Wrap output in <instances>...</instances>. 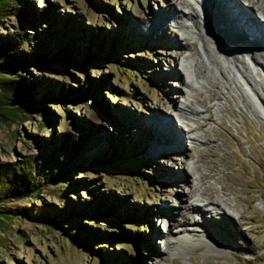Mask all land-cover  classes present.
I'll list each match as a JSON object with an SVG mask.
<instances>
[{
	"label": "rangeland",
	"instance_id": "obj_1",
	"mask_svg": "<svg viewBox=\"0 0 264 264\" xmlns=\"http://www.w3.org/2000/svg\"><path fill=\"white\" fill-rule=\"evenodd\" d=\"M22 1L27 5L23 19L16 13L0 20V40L10 42L11 56L25 64L16 76L19 83L10 79L11 88L30 89L50 123L36 111L14 121L0 120V211L8 213L0 217V264H264V72L245 57L250 52L240 50L241 56L239 49L228 46L232 60L220 66L239 79L235 60L244 57L257 94L243 81L242 95L232 83L223 94L211 87L214 96L206 100L210 113L200 116L211 118L204 129L188 134L194 138L191 143L182 135L177 106L193 125L201 119L185 104L202 106L178 71L180 67L201 91L205 79L194 73L193 65L205 63L199 58L202 43L192 20L179 12L184 7L180 0ZM190 1L200 13V29L211 34L202 0ZM216 12L213 17L221 16ZM174 20L187 26L180 29ZM70 25L77 31L70 33ZM183 35L191 37L195 50L186 47L189 41ZM76 43L78 52L72 49ZM208 44L213 48L211 40ZM84 46L91 48L89 55ZM216 75V70L208 74L211 79ZM94 79L101 80L94 99L68 91ZM8 80L0 75V88ZM63 86L67 90L62 100L49 98L50 89ZM163 99L168 105L161 104ZM172 115L176 124L171 130L181 134L180 146L166 129ZM217 132L223 136H215ZM155 136L170 147L159 145L152 151L154 142H149ZM205 150L209 157L212 151L218 154L219 181H201L193 169ZM198 164L207 170L203 162ZM48 177L55 180L43 183ZM24 186L36 196L14 190L5 196ZM204 186L212 188L218 208L199 204ZM83 202L92 210L78 218L71 210ZM189 203H196L201 214L189 212ZM172 210L177 211L174 218ZM34 211L48 217L63 213L66 225L80 226H67L71 236L77 234L71 238L51 226L42 228L31 220ZM241 216H251L255 227L230 231ZM89 228L105 231V236L93 235ZM223 230L232 238L223 237ZM182 232H190L196 244L184 252L183 245L176 250L166 245ZM207 242L216 249L208 251ZM97 248L111 251L112 258L101 256Z\"/></svg>",
	"mask_w": 264,
	"mask_h": 264
},
{
	"label": "bare ground",
	"instance_id": "obj_2",
	"mask_svg": "<svg viewBox=\"0 0 264 264\" xmlns=\"http://www.w3.org/2000/svg\"><path fill=\"white\" fill-rule=\"evenodd\" d=\"M180 2L183 4L184 7L182 8V11L180 10L179 12H181V14L188 17L187 19H190V21L192 20L191 25L198 32L199 40H201V43H202V49H201L202 51H200L199 53V58L202 60V62L204 61L205 63V65H203L201 63L196 62V64L193 65L194 73L198 76H201L202 79H205V82H203L204 84H201V87H202L201 91H199L198 88H196L195 85H193L194 82L187 81L184 78V72L182 71L180 67L178 71L179 74L181 75V78H180L181 82L184 83L188 87L190 92L195 93L196 95L195 103L202 106V109H198L197 107H195V105L191 101L185 104V107L189 113L196 115L197 117L199 116V119H201L197 121V125H193L191 122V119L186 118V112L177 106V110L179 111V115H177V117L180 119L178 120V123L180 124L181 122V124L184 125V126H181V129L183 130L181 131L182 135L189 138L192 143L194 141V138L193 136H189L188 134L194 133L198 129L199 130L204 129L206 125V121L210 120L211 118L210 114L204 118L200 117L204 113H207V114L210 113V106L206 104V100L213 98L214 96V94L210 91L211 87L216 88L221 94H223L224 91H228V92L230 91L229 89L232 83L234 84V86L240 92L241 95L245 93L243 90L244 88H242L234 72L232 73V75H230L229 72H225V70L221 68L222 66H220V62H225V61L231 62L232 60V59L229 60V57L232 51L228 50V46L230 49H232V47L235 46L237 49H239L238 52H240V50L249 51L250 56L248 58H250L253 64L257 65V67L260 68L264 72V45L259 46L257 43L248 41L245 38V35L249 34L253 36L252 40L254 41H259V42L264 41V29L260 28L261 25L264 24V0H202L201 4L202 6H205V16H209L208 18L209 23L212 25V29L210 31L211 34L207 33L208 30L210 29L206 30L204 26H203L204 28L203 30L200 29L201 23L198 20L200 13L198 12V10L197 11L194 10L195 8L193 7L194 5L192 4V2L190 0H180ZM198 2L200 1L198 0ZM189 7H190V10H188ZM217 10L219 11L221 16L213 17V15H217V12H216ZM209 12H211V14H209ZM257 12H259L261 16H258ZM203 19H205V17H203ZM173 25L180 27V29L185 28L187 26V24L181 20H174ZM232 27H235V28L233 29ZM243 27H245L247 30L250 29L251 31L250 32L242 31V29H245ZM231 30H234V31L231 32ZM220 33H222L224 37ZM206 34L210 35L209 38L213 44V48H210L208 44L210 40ZM226 35H230V36H226ZM258 37H260V39H258ZM183 39L189 41L191 37L187 38L185 35H183ZM185 45L186 47H189L191 51L195 50L194 48H196V44L195 46L192 45V48L190 47L191 45L190 41L189 43ZM178 48L181 49L183 48V46L179 45ZM227 51L229 54H227ZM241 54L242 53L240 52V55ZM204 56L206 57V60L209 59V63L205 61ZM241 56H243V54ZM235 62H236L234 65L236 68L235 72L239 75L241 80L245 84H247V86L252 90V92L257 94V89H256L257 87L254 84V80L251 79L252 73L245 66L246 64H248V62L244 59V57L241 59L235 60ZM207 66L208 67L211 66V69H208ZM213 70H216L217 77L215 78L213 77V79H211V77L208 76V74H212ZM176 76L178 77V75ZM224 80H227V81H224ZM236 80L237 82H235ZM169 90L170 88H167L164 93H166ZM203 96H205V98ZM257 97L260 99L258 95ZM217 98L218 100L221 99L220 96H218ZM168 102L170 101L163 99L161 104L168 105L167 104ZM172 104L173 106H176L174 105V102H172ZM255 115L260 116L258 112H255ZM175 117H176V114H175ZM175 117L172 115L171 119L169 118V120H166L167 122L166 129L169 132V139L175 145L180 146L182 144L181 134H178V131L177 133H172V130H171V126L176 124ZM162 126L163 128L165 127V125H162ZM158 131L162 132L161 129H159ZM202 136H205L206 138L210 139V137L206 135L205 132ZM215 136L222 137L223 134L221 132H217ZM199 137L201 136L199 135ZM197 141L198 139L196 138L195 142ZM151 142H154L153 146L150 145V148L152 151H155L154 148L158 147L159 145H162V146L167 145L170 147V144H168V142H163V140L158 139L157 136H155V138H153L149 142V144ZM179 149L180 151L186 150L184 147L179 148ZM212 152H213L212 157H209L207 155L206 150L201 151L199 153V156L196 158L194 162L195 164H194L193 169L195 170V172H198L199 179L201 181H204L207 178H215L216 181H219V178L215 177L217 173L220 172V169H218V167L216 166V164L218 163V159H217L218 154L216 153V151H212ZM187 154L189 153L187 152ZM198 162H203L206 165L207 170L204 171L205 169L204 170L201 169L198 166L199 165ZM191 185H192V188L196 189V187L193 186V183ZM222 188L224 187L222 186ZM225 189L231 190L229 188H225ZM211 192H212V188L210 186H204V188L202 189V193L199 194L203 196V198L201 199L197 198V200L201 202L199 203L200 205H208L211 203L213 204L212 207L216 209V207L218 208V206H220L221 204L219 200L214 199L210 196ZM250 200H252V198H250ZM203 201H206V203L202 204ZM231 202H234L235 204L240 205L238 200L236 199L231 200ZM174 211L175 210H172V212H170L171 216ZM188 211L195 212V215L197 216L201 214L200 207H198L196 203L195 204L189 203ZM181 214L184 215V212ZM172 218H174V215L172 216ZM255 223L256 221L253 220L251 216H241L238 222L233 221V223L230 224L229 229L230 231L237 233L239 230V226L248 225L249 226L248 229H252L255 227ZM210 229L213 230L214 228L210 227ZM212 230L209 232H212ZM215 230L217 233L220 231L219 228ZM223 231L227 234V236L223 235V237L225 236L226 238H230V237L232 238V236L228 234V231L226 230H223ZM194 244H196V241L192 238V235L190 232H182V233L173 234L172 240L166 243V245H169L171 249H174V250H176L179 246L183 245V249H182L183 252L190 249ZM215 249L216 247H213L212 243L207 242L208 251L209 250L213 251Z\"/></svg>",
	"mask_w": 264,
	"mask_h": 264
},
{
	"label": "trees",
	"instance_id": "obj_3",
	"mask_svg": "<svg viewBox=\"0 0 264 264\" xmlns=\"http://www.w3.org/2000/svg\"><path fill=\"white\" fill-rule=\"evenodd\" d=\"M26 11H27V5H26L25 1H22V0H0V20L3 18H6L9 14H16V13L22 18L25 16ZM71 23L74 24L73 22H71ZM62 25L64 26V23ZM68 28H69L68 31H70V33L77 31V27L74 25H70ZM61 31H63V30H61ZM61 31H59V32H61ZM103 45H104V43H103ZM10 47H11L10 42L0 40V56H2V60L0 62V75L7 76L9 78L8 82H6V84L2 85L0 88L1 89L0 93L3 95L2 97H0V120L1 121H5V120L14 121L15 119L19 118L20 115H22L25 112L36 111L37 113H39V115L42 116V119L44 121H48L50 123L48 117H46V115L42 112V110H41L42 107L39 104L35 103L34 98L32 97L31 93L29 92L30 89H26L27 87L25 85L23 86V88L17 89V90H14L13 88H11L10 81L12 79H16L17 82L19 83L18 77H16V76L19 75V71L24 69L25 64H24V61H19L15 56H11L10 51L12 48H10ZM72 49H74L76 52H78L80 50L79 44L76 43L74 48H72ZM90 50H91L90 47L88 48V47L84 46L85 55H89L91 53ZM38 65H39V63L35 64V66H38ZM100 82H101V80H95L94 79V80L90 81L89 84H86L85 86H79L77 88H72V89L68 88V91L70 90V91H72V93L78 94L77 96L81 95L84 97H89L91 99H94L95 98L94 97V91L100 85ZM33 85H34V82H33ZM66 90H67V88H65L64 86L61 87L60 90H56V91H53L52 89H50L48 92V94H50L49 98L62 100L61 93L65 92ZM42 98H45V97L42 96ZM112 98L116 99L115 96H113ZM26 118H29V117H26ZM64 160H65V158L63 157L60 159V162L63 163ZM51 179L55 180V178H53V177H48L47 180H45V182H43V183H49L50 184ZM65 181L67 182V180H65ZM27 188H28L27 186H24V187H21V189H19V188L12 189L8 193H6L5 196H7L9 193H12L13 190L16 192H20L21 195L24 194V196H26V195L36 196V191L31 192L29 190V188H28V190H27ZM0 200H2V199H0ZM85 203L86 202H83L82 204H78L76 207H74L71 210L72 213L76 214V217L79 218V215L81 217H86V216H88L90 210H92L91 206H86ZM2 214L6 215L8 213H7V211H4V212L0 211V217L3 220ZM53 217L55 218V220L53 219ZM78 218H76V219L79 220ZM31 220L33 222H38L42 226V228L44 226H46V227L51 226V228L55 229L59 234L66 235V236L71 237V238L72 237L74 238L75 237L74 235L77 233H74V235L71 236V233L68 231L69 229L67 226H70L74 229L80 227L79 225H72V224L66 225L69 223H66L67 218L63 217V213H60L59 215H53L52 217H48L47 214L45 215V214L39 213L37 211H34L32 217H31ZM89 229H90L89 232H91L93 235L98 234L100 237L105 236V231L101 232V231L93 229V228L92 229L89 228ZM110 235L115 236L117 234L114 233L113 231H111ZM96 251L99 252V254H101V256H103L105 258H112V256H113L112 252L109 250H105L103 252H100V250H98V248H97Z\"/></svg>",
	"mask_w": 264,
	"mask_h": 264
}]
</instances>
